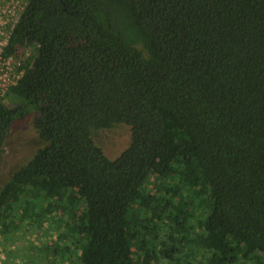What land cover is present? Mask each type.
Listing matches in <instances>:
<instances>
[{
	"label": "trees",
	"instance_id": "1",
	"mask_svg": "<svg viewBox=\"0 0 264 264\" xmlns=\"http://www.w3.org/2000/svg\"><path fill=\"white\" fill-rule=\"evenodd\" d=\"M32 47L0 103V157L27 117L41 145L0 186L4 242L47 235L54 264H264V0H30L3 56ZM118 126L110 158L94 136Z\"/></svg>",
	"mask_w": 264,
	"mask_h": 264
},
{
	"label": "rangeland",
	"instance_id": "2",
	"mask_svg": "<svg viewBox=\"0 0 264 264\" xmlns=\"http://www.w3.org/2000/svg\"><path fill=\"white\" fill-rule=\"evenodd\" d=\"M29 1L0 0L1 9L7 5L15 7V9L11 8L14 13H6L4 17V21L7 22L4 37L11 33ZM34 55L35 47L29 48L24 55L12 57L9 67H16L19 64L17 74L21 76L22 63L32 59ZM94 138L108 157L115 158L129 145L130 130L125 126H118L111 130L98 132ZM40 146L38 134L33 126V117L17 121L6 144L5 152L0 157V186L7 182L14 172L25 166ZM31 232H34V229ZM12 234L9 232L8 236ZM1 236L4 252L0 264H54L47 257V249L50 248L46 240L47 235L35 232L29 235L20 229L15 232L14 238H9L8 241L4 242L3 234ZM15 238L17 242L14 241Z\"/></svg>",
	"mask_w": 264,
	"mask_h": 264
},
{
	"label": "built area",
	"instance_id": "3",
	"mask_svg": "<svg viewBox=\"0 0 264 264\" xmlns=\"http://www.w3.org/2000/svg\"><path fill=\"white\" fill-rule=\"evenodd\" d=\"M11 8L15 9V7L12 5L10 7L7 5L6 7L0 8V103L3 102V99L5 98L8 90L15 86L19 78L22 76L18 75V68L19 64L16 67L10 68V62L12 60V57L5 58L3 56L4 48L7 45L8 36H5V27L7 22L4 21V17L6 13H14V11L11 10ZM3 13V15H2ZM16 25V24H15ZM22 72V71H21ZM13 73V74H12ZM23 73V72H22ZM12 74V75H11ZM2 234L0 233V262L2 260V253L4 252L3 248V241L1 239Z\"/></svg>",
	"mask_w": 264,
	"mask_h": 264
}]
</instances>
